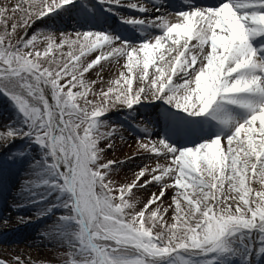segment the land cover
Wrapping results in <instances>:
<instances>
[{
    "label": "snow or ice",
    "instance_id": "obj_1",
    "mask_svg": "<svg viewBox=\"0 0 264 264\" xmlns=\"http://www.w3.org/2000/svg\"><path fill=\"white\" fill-rule=\"evenodd\" d=\"M97 6L135 35L37 27ZM0 97V195L35 206L62 264H264V0H10ZM125 132L135 152L109 159Z\"/></svg>",
    "mask_w": 264,
    "mask_h": 264
},
{
    "label": "rangeland",
    "instance_id": "obj_2",
    "mask_svg": "<svg viewBox=\"0 0 264 264\" xmlns=\"http://www.w3.org/2000/svg\"><path fill=\"white\" fill-rule=\"evenodd\" d=\"M10 0H0V5L9 3ZM125 4L129 0H123ZM136 2V0H132ZM147 2V0H145ZM170 6L178 5L179 0H168ZM90 3H95V0H90ZM125 16H137L138 13L134 10L122 8L118 10ZM78 18L82 19L77 12L53 14L52 19H47L43 22L37 23V27H50L53 30L58 31H73L74 28L79 25ZM86 25V26H85ZM84 29H96L111 31L120 36H134L135 30L126 24H121L120 20L111 13H105L102 8L97 6L95 8V19L90 18L87 24H82ZM129 34V35H128ZM23 35V33H20ZM92 78H95L93 74ZM107 78V73H105ZM163 112V109H159ZM14 110L10 107L8 101L4 97H0V123L11 119ZM124 112H111L105 119H111L118 124H124L128 127V120L121 119L124 116ZM132 119L143 118L145 121H153L156 118V110L150 105L137 106V109L131 115ZM131 131V129L129 128ZM125 140L121 141L117 137L115 144L116 149L114 152L108 153V158L112 160H124L126 157H130L136 150V137L130 135L128 132L124 133ZM24 141H17L18 146H22ZM35 152V146H33ZM132 166H125L119 168L113 174V179L117 184L130 182L132 172L129 168ZM16 185L12 190L7 193L6 196L0 195V259H4L13 264L16 257L25 261V264H62L67 259L66 255H62L67 250L59 247L54 242L50 241L46 236L42 235L44 225L40 220L34 216L35 206L12 208L11 205L20 202V197L15 195ZM150 189L149 191H154ZM135 191V190H134ZM143 197H147L148 193H138ZM167 202V200H166ZM62 211V210H61ZM59 214V213H57ZM24 217L25 219L31 218L28 223H20L19 219Z\"/></svg>",
    "mask_w": 264,
    "mask_h": 264
},
{
    "label": "bare ground",
    "instance_id": "obj_3",
    "mask_svg": "<svg viewBox=\"0 0 264 264\" xmlns=\"http://www.w3.org/2000/svg\"><path fill=\"white\" fill-rule=\"evenodd\" d=\"M78 22H79V25H81V26H79L81 29H84L83 28V26H82V24H83V22H82V19H80V18H78ZM86 26V25H85ZM78 26L76 27V28H74V30H76V29H80ZM129 35V34H128ZM127 36V35H126Z\"/></svg>",
    "mask_w": 264,
    "mask_h": 264
}]
</instances>
